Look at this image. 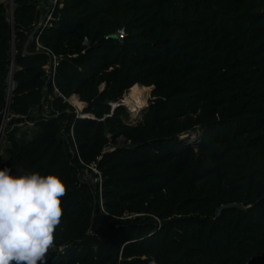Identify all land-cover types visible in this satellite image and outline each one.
Listing matches in <instances>:
<instances>
[{
    "label": "trees",
    "instance_id": "16d2710c",
    "mask_svg": "<svg viewBox=\"0 0 264 264\" xmlns=\"http://www.w3.org/2000/svg\"><path fill=\"white\" fill-rule=\"evenodd\" d=\"M13 1L14 29L0 3V125L13 77L0 168L67 186L47 264H264V0H59L40 47H26L39 0ZM137 87L153 98L133 121L112 103ZM91 162L102 205L81 177Z\"/></svg>",
    "mask_w": 264,
    "mask_h": 264
},
{
    "label": "clouds",
    "instance_id": "9594fccd",
    "mask_svg": "<svg viewBox=\"0 0 264 264\" xmlns=\"http://www.w3.org/2000/svg\"><path fill=\"white\" fill-rule=\"evenodd\" d=\"M11 171L0 168V264H47L67 186L58 175Z\"/></svg>",
    "mask_w": 264,
    "mask_h": 264
},
{
    "label": "built area",
    "instance_id": "2783aa9c",
    "mask_svg": "<svg viewBox=\"0 0 264 264\" xmlns=\"http://www.w3.org/2000/svg\"><path fill=\"white\" fill-rule=\"evenodd\" d=\"M58 1L59 0H39V10L43 13V17L42 21L40 22L42 24V27H46L49 25L50 21L53 19L55 10L58 6ZM125 35L124 30L119 31L118 33V38L122 39ZM37 46L40 47V43L38 41V38L35 40ZM89 44V40L87 38L84 39V46H87ZM49 61L48 63L43 67L45 75L47 76V78L49 80L52 81V84L55 86V75H56V71H57V67L58 64L60 62L59 57H56L53 53L49 52ZM10 78V76H9ZM11 81V78H10ZM48 91V87L45 86L42 90V92L45 94ZM55 95L56 96H61L67 103H69L72 107H74L77 116L80 117H85V114H82L79 112V110L77 109V107H75V105H73V103L70 101V97L67 98L65 96H63L61 94V92L55 87ZM49 98L52 100L54 97H52L51 95L49 96ZM48 97H46V95H43V104H44V111L46 114H50L51 112V107L49 105L48 100H50ZM79 98V96H78ZM9 100H10V96H9ZM122 101V99L120 100ZM120 101L114 102L112 103V106L114 107L115 104L119 103ZM120 105V104H119ZM13 116L10 115L9 112H5L3 115V120L2 123L0 125V156L4 157L5 153H6V146L5 144L8 142L7 141V132L9 131V122L11 121ZM22 124H20L21 126ZM71 135L73 137V131H71ZM9 143V142H8ZM74 147L77 151V145L76 143L74 144ZM80 161L81 158H80ZM83 162V161H82ZM81 177L82 179L87 182L89 185H91L92 190L95 193L99 194L100 200H101V205H102V200H103V196H102V186H103V176L101 171L99 170L98 164L97 162H91L89 164H84V167L82 169L81 172ZM103 208V206H102Z\"/></svg>",
    "mask_w": 264,
    "mask_h": 264
},
{
    "label": "rangeland",
    "instance_id": "374dc122",
    "mask_svg": "<svg viewBox=\"0 0 264 264\" xmlns=\"http://www.w3.org/2000/svg\"><path fill=\"white\" fill-rule=\"evenodd\" d=\"M0 3H4V5L6 6L7 8V17H8V21L11 20L12 18V14H14V10H15V4H14V1L13 0H0ZM44 13V11L41 12V21H42V18H44L42 16V14ZM12 71L14 69V65L12 66ZM104 87V86H102ZM12 88H13V83L12 81H10V78H9V96L10 95V92H12ZM138 89H134L135 91L132 92L131 91H128L123 100H122V104L125 105L127 107V109L131 112V119L133 121H137L140 117H141V113H142V110H144L145 108H147V106L149 105L151 99L153 98L152 96V90H146L144 88H141V87H137ZM136 93V94H135ZM128 96V98H126ZM130 99H135V103L134 104ZM130 100V101H129ZM131 102V103H129ZM73 105L74 102H73ZM75 107H77L78 110H81L83 108L82 105H78L76 104ZM37 132V129L35 128V126L32 124V123H28V124H22L20 126V130H19V133L17 135V137L21 140H28V139H31ZM198 135V132L197 131H190L188 133H184L182 136L183 137H190V138H195L196 136ZM9 143L7 142L5 144L6 148L8 147ZM5 156H7V152L5 153Z\"/></svg>",
    "mask_w": 264,
    "mask_h": 264
},
{
    "label": "water",
    "instance_id": "95a60500",
    "mask_svg": "<svg viewBox=\"0 0 264 264\" xmlns=\"http://www.w3.org/2000/svg\"><path fill=\"white\" fill-rule=\"evenodd\" d=\"M13 16H14V14H12V18H11V20L9 21V23H10L12 29H14ZM41 28H42V24L39 23V24L35 27V29H34V31L32 32V34L29 36L28 41H27V43H26V47H27L31 42H34V40H35V36H36V33H37V31H39ZM114 38H118V36H115ZM14 55H15V51L13 52V58H14ZM13 60H14V59H13ZM9 76H10L11 81H12V83H13L12 72H11V74H10ZM151 88H153V87H151ZM151 90H152V89H151ZM10 95H11V93H10ZM119 104H120V105H123V104H122V101H120L119 103L115 104L114 107H113V109H114L116 106H118ZM85 106H86V104H85ZM84 108H85V107H84ZM84 108H83V110H84ZM9 109H10V106H9V100H8V103H7V107H6V109H5V112H9ZM83 110H82V112H83ZM85 117H93V118H95L93 114H90V116H85ZM229 206H230V207H237L238 205H237V204H231V205H229ZM222 208H223V207H222ZM222 208L219 209L218 213L221 212Z\"/></svg>",
    "mask_w": 264,
    "mask_h": 264
},
{
    "label": "bare ground",
    "instance_id": "6f19581e",
    "mask_svg": "<svg viewBox=\"0 0 264 264\" xmlns=\"http://www.w3.org/2000/svg\"><path fill=\"white\" fill-rule=\"evenodd\" d=\"M134 89H135V88H134ZM134 89L132 90V92L135 91ZM136 89H138V88H136ZM150 91H151V90H150ZM127 94H128V93H127ZM135 94H136V93H135ZM126 98H128V96H127ZM78 99H79V98H78ZM70 100H71V97H70ZM130 100H131L134 104H136V103H135V101H136L135 99H130ZM130 100H129V101H130ZM79 101H80V99H79ZM71 102H72V101H71ZM129 103H131V102H129ZM76 104H78V105H82L83 108L85 107V104H81V103H78V102L75 103V105H76ZM83 108H82L81 110H79L80 113H81V111L83 110ZM89 116H90V114H89Z\"/></svg>",
    "mask_w": 264,
    "mask_h": 264
},
{
    "label": "crops",
    "instance_id": "0c3cea01",
    "mask_svg": "<svg viewBox=\"0 0 264 264\" xmlns=\"http://www.w3.org/2000/svg\"><path fill=\"white\" fill-rule=\"evenodd\" d=\"M43 15V14H42Z\"/></svg>",
    "mask_w": 264,
    "mask_h": 264
}]
</instances>
